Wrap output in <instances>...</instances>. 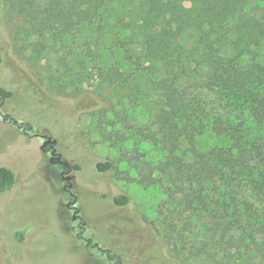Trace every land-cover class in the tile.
Returning a JSON list of instances; mask_svg holds the SVG:
<instances>
[{"label":"trees","instance_id":"1","mask_svg":"<svg viewBox=\"0 0 264 264\" xmlns=\"http://www.w3.org/2000/svg\"><path fill=\"white\" fill-rule=\"evenodd\" d=\"M6 1L20 19L15 55L27 51L37 66L51 61L54 93L91 91L107 104L101 116L113 118L122 108L110 94L147 80L153 112L145 128L164 154L157 170L169 180L167 196L179 194L200 231L190 257L264 264V66L257 61L264 0ZM116 50L124 71L112 58ZM11 97L0 86V102ZM204 136L215 145L199 152ZM112 169L110 161L96 164L98 172ZM14 184V173L0 166V196ZM113 201L122 206L128 198Z\"/></svg>","mask_w":264,"mask_h":264},{"label":"rangeland","instance_id":"2","mask_svg":"<svg viewBox=\"0 0 264 264\" xmlns=\"http://www.w3.org/2000/svg\"><path fill=\"white\" fill-rule=\"evenodd\" d=\"M19 22L0 0V86L12 93L0 102V166L15 175L0 196V264H205L187 250L200 238L197 222L179 194L167 196L169 180L157 170L164 154L147 136L153 96L144 76L111 93L122 110L102 117L107 104L97 94L51 90V61L15 55ZM112 58L126 69L120 50ZM257 61L264 66V43ZM214 145L197 138L199 152ZM105 161L113 169L96 171ZM121 195L128 202L117 206Z\"/></svg>","mask_w":264,"mask_h":264}]
</instances>
